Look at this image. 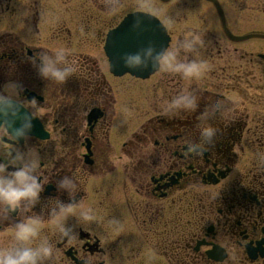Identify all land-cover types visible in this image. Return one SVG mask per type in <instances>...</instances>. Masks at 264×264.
Listing matches in <instances>:
<instances>
[{
  "label": "flooded vegetation",
  "instance_id": "1",
  "mask_svg": "<svg viewBox=\"0 0 264 264\" xmlns=\"http://www.w3.org/2000/svg\"><path fill=\"white\" fill-rule=\"evenodd\" d=\"M103 3L0 0V84L19 81L22 100L36 98L40 108L29 139L5 143L41 156L48 183L32 214L48 197L67 199L54 184L71 175L95 215L83 226L68 220L71 241L45 217L37 242L54 243L51 264H264V0H180L164 21L168 49L197 33L207 70L198 80L157 72L138 100L141 80L98 63L124 1L115 15ZM57 47L77 69L62 85L42 81L30 63L34 52ZM120 79L129 82L114 87ZM125 85L133 101L116 99ZM180 91H195L198 109L165 115L161 105ZM213 101L222 109L209 115ZM205 123L218 130L214 142L189 151ZM11 238V224L0 221V248ZM215 247L224 260L210 256Z\"/></svg>",
  "mask_w": 264,
  "mask_h": 264
},
{
  "label": "clouds",
  "instance_id": "2",
  "mask_svg": "<svg viewBox=\"0 0 264 264\" xmlns=\"http://www.w3.org/2000/svg\"><path fill=\"white\" fill-rule=\"evenodd\" d=\"M121 0H104V11L109 15L118 14ZM137 35L147 32L145 18L137 16L132 24ZM201 37L194 32L186 33L177 48H157L148 41L135 53H126L123 64L126 69H151L153 72L178 74L184 80H198L207 70V61L202 58ZM190 54L191 59L182 60L179 53ZM71 53L64 47L34 52L30 63L38 77L45 82L62 85L77 71ZM24 86L19 81L9 80L0 84V221L11 224L12 243L0 248V264H51L56 253L55 245L47 238L39 239L45 217L59 233L61 239L74 238V226L68 224L75 218L76 225H86L95 220L94 211L84 207L77 199L78 181L65 175L54 184L57 193L67 199L48 197V204L38 214L33 210L40 205L48 181L42 178V160L35 149L18 146L5 147V143L20 145L32 134L33 120L39 118V104L36 98L22 100ZM199 107L195 91H180L161 105L165 115L194 112ZM220 101L208 106L209 115L221 111ZM217 128L211 123L198 127L197 139L187 144L191 152H200L214 142ZM118 227L119 222L113 221Z\"/></svg>",
  "mask_w": 264,
  "mask_h": 264
},
{
  "label": "water",
  "instance_id": "3",
  "mask_svg": "<svg viewBox=\"0 0 264 264\" xmlns=\"http://www.w3.org/2000/svg\"><path fill=\"white\" fill-rule=\"evenodd\" d=\"M137 16L145 18L147 32L142 35H137L132 30V24ZM169 36L165 27L154 16L143 12L129 14L118 28L111 31L108 36L107 54L112 63V71L117 75H122L130 72L140 78L149 77L153 71L151 69L129 70L124 67L122 57L126 53H135L138 49L144 46L148 41H152L157 48L168 46Z\"/></svg>",
  "mask_w": 264,
  "mask_h": 264
},
{
  "label": "rangeland",
  "instance_id": "4",
  "mask_svg": "<svg viewBox=\"0 0 264 264\" xmlns=\"http://www.w3.org/2000/svg\"><path fill=\"white\" fill-rule=\"evenodd\" d=\"M124 4L122 5L123 7L121 8V12L120 14V18H122L127 12L132 11V10H145V11H149L159 17H161L164 20L169 19V15L170 14H175L176 13V9L178 4L180 3V0H172L169 3H162L159 0H123ZM98 63L100 65L101 68L107 69V61L106 59H104L102 57V54L100 56H98ZM108 77L110 76L107 73ZM159 74H157L155 77L159 78ZM127 82H129L128 79H124L120 81H112V85L115 87L116 84H127ZM151 82H137L136 86H135V96L136 99H140V96L142 95V90L144 88V86L146 84H150ZM127 85H125L124 87L120 88L118 91L115 90L114 94L116 99L122 101V100H129V101H133L134 100V93L132 91V93L130 92V90H128L126 88Z\"/></svg>",
  "mask_w": 264,
  "mask_h": 264
}]
</instances>
